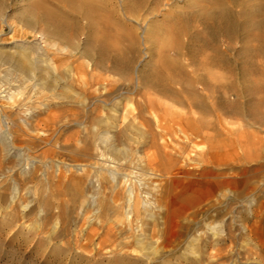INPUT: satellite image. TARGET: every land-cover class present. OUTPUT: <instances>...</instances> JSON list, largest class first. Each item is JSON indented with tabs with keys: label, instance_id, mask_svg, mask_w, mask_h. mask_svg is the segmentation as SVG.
Here are the masks:
<instances>
[{
	"label": "bare ground",
	"instance_id": "obj_1",
	"mask_svg": "<svg viewBox=\"0 0 264 264\" xmlns=\"http://www.w3.org/2000/svg\"><path fill=\"white\" fill-rule=\"evenodd\" d=\"M31 1L33 4L23 7L21 15L13 22L0 15V25L5 24L11 34L10 42L0 39V65H7L6 76L15 77L7 90L0 92L4 93L0 95V111L6 104L13 106L23 91L40 84L42 89L50 92L48 98L75 106L69 119L67 110L59 105L61 113L57 120L60 127L66 128L70 124L77 130L55 141L43 132L39 134L32 122L37 119L42 106L47 109V104L43 103L29 108L31 122L26 123L13 114H3L1 151L12 146L13 139L18 136L27 151L54 142L72 155L73 162L65 164L48 160L45 153L34 152L25 159L17 154L19 180H13L9 205L19 200V185L33 184V191L29 189V192L34 196V205L25 213L28 217H36L32 227L36 226L38 231L47 229L56 235L60 228L81 220V225L72 231V235L80 251L91 249L90 258H124L128 256L124 247L130 242L132 251L136 253L155 249L158 238H162L167 228V214L160 213L165 206L160 183L166 177L160 174L163 171L158 162L140 153L145 148L160 150L167 159L169 173L174 175L183 174L179 162L208 163L206 153L192 156V149L196 140L209 138L208 124L194 109L201 103V87L211 83L201 77V60L193 71L184 72L177 58L162 57L159 69L151 70L153 84L147 85L138 71L134 73V79H129L118 64L106 66L96 57L112 45L118 50L125 47L138 51L136 34L132 30L124 32L122 23L125 17L133 19L136 25H143L149 23L150 17L167 12L158 42L164 48L179 50L183 45L182 38L188 33L187 20L197 21L201 19V13L207 17L210 12L201 10L200 5H189V0ZM262 7L264 0L252 8L253 14L262 12ZM195 8L197 10L193 12ZM75 25L81 26L78 35L82 36V41L78 37L62 35ZM188 59L193 64L194 59ZM212 62L214 64L209 60L205 68L218 63L216 60ZM147 65L145 62L144 67ZM38 81L39 84H35ZM220 86L226 88L228 84ZM20 123L33 134L24 136ZM209 145L210 150L216 148ZM106 153L113 157L133 158L138 163L144 177L138 182V187L141 194L147 195L146 198L140 195L135 199L128 188L125 199L120 202V174L109 166L94 165L92 170L86 171V160ZM72 170L80 175L72 178L68 175ZM152 177L159 180L150 184ZM99 184L107 185L108 191H102ZM23 209L27 210V206ZM76 209L78 213L73 219ZM118 220L123 228H117ZM192 221L193 226L201 224V217ZM202 222L206 235L202 252L201 232L197 229L186 241L185 256L193 264H201V255H208V247L234 238L224 221L204 219ZM93 223L100 224L101 232L92 227ZM80 240L81 244L78 243ZM162 248L167 247L162 245ZM219 254L218 250L215 257ZM209 258L212 259L210 255ZM145 260L149 257L146 256Z\"/></svg>",
	"mask_w": 264,
	"mask_h": 264
},
{
	"label": "rangeland",
	"instance_id": "obj_2",
	"mask_svg": "<svg viewBox=\"0 0 264 264\" xmlns=\"http://www.w3.org/2000/svg\"><path fill=\"white\" fill-rule=\"evenodd\" d=\"M260 1L189 0V5H200L201 10L210 14L205 17L201 13V19L197 21L187 20L188 33L182 38L183 45L179 50L164 48L158 42L167 12L162 11L150 17L149 23L141 26L125 17L122 23L124 32L132 30L136 34L138 51L125 47L118 50L112 45L96 57L99 63L106 66L118 64L129 79H134V73L138 71L141 80L147 85L153 84L151 70L159 69L158 63L162 57L177 58L184 72L193 71L201 60V77L211 83L205 88L201 87V103L194 109L201 113V120L208 124L209 141L196 140L192 149V156L206 153L208 163L179 162L183 174L174 175L169 173L167 159L160 150L145 148L140 153L158 162L163 171L160 174L166 177L160 183L165 196V206L160 213L167 214V228L162 238H158L155 249H143L136 253L132 251L133 244L130 242L124 247L128 255L124 258L95 259L89 257L91 249L80 251L74 241L72 231L78 229L81 220L60 228L56 235L47 229L38 231L36 226L32 227L36 217H28L25 213L34 205V196L29 192V189L33 191V184L19 185V200L9 205L13 180H19L16 172L17 154L25 159L34 152L45 153L48 160L65 164H73L72 155L58 144L54 145V142L27 151L23 148V140L17 136L12 146L0 150V264H193L185 256L186 241L197 229L201 232L199 239L202 252L206 237L204 219L224 221L234 238L208 247V255H201V264H264V7L261 8L263 14H253L252 11ZM32 4L31 0H0V15L13 22L21 15L23 7ZM80 30L81 26L75 25L62 35L78 37L82 41V36L78 35ZM0 33L1 40L6 43L11 41V34L5 24L0 25ZM188 58L194 59L193 64ZM209 60L211 64L213 60L218 63L205 68ZM145 62L148 65L144 67ZM6 68L7 65H0V92L15 78L6 76ZM217 81L220 82L215 85ZM224 83L228 86L220 88ZM35 84H39V81ZM23 92L13 106L1 102L6 105L0 111V130L3 114H13L26 123L31 122L29 108L41 103L48 107L44 109L42 106L37 119L32 122L39 134L43 132L55 141L77 130L70 124L66 128L60 127V121L57 120L61 113L59 105L67 110L70 119L75 109L73 104L48 98L50 92L42 89L40 84ZM20 125L25 131L22 133L24 136L33 134L22 123ZM209 144L216 148L210 150ZM84 164L88 166L86 171L92 170L94 165L109 166L122 176L118 188L120 202L125 199L128 188L135 199L140 195L147 197L139 191L138 182L144 177L133 158L113 157L106 153L99 158L88 159ZM68 175L77 178L80 173L72 170ZM158 180L152 177L149 183ZM107 187L99 184L105 193ZM23 206H27V210ZM77 213L76 209L73 219ZM130 217L132 219V215ZM197 217H201V224L199 222L193 226L192 220ZM119 220L117 228H123ZM92 227L100 231V224L93 223ZM162 245L167 248L163 249ZM218 250L220 254L215 257ZM143 255L148 256L149 260H145Z\"/></svg>",
	"mask_w": 264,
	"mask_h": 264
}]
</instances>
